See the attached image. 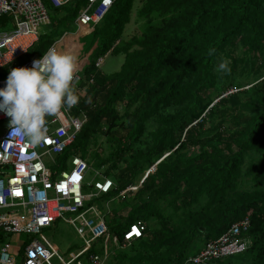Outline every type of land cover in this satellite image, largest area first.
Returning a JSON list of instances; mask_svg holds the SVG:
<instances>
[{"label":"trees","instance_id":"16d2710c","mask_svg":"<svg viewBox=\"0 0 264 264\" xmlns=\"http://www.w3.org/2000/svg\"><path fill=\"white\" fill-rule=\"evenodd\" d=\"M134 1L116 0L92 29L97 47L81 75L83 87L93 83L73 111L85 122L60 158L77 155L115 177L102 202L147 174L133 195L117 197L128 210L106 220L119 239L135 222L144 235L111 248L106 264H195L186 261L197 247L245 217L250 248L206 264H264V0H153L139 15L161 14L164 23L114 50ZM83 3L66 8L75 17ZM120 51L116 73L95 66ZM95 134L111 152L95 153L94 163Z\"/></svg>","mask_w":264,"mask_h":264},{"label":"built area","instance_id":"2783aa9c","mask_svg":"<svg viewBox=\"0 0 264 264\" xmlns=\"http://www.w3.org/2000/svg\"><path fill=\"white\" fill-rule=\"evenodd\" d=\"M78 1L0 0V28L5 27L2 22L9 20L11 23L9 30L0 32V88L6 86L12 69L31 68L35 60L42 58L44 53L35 55L33 51L42 35L41 29L50 24L45 2L56 10L71 6L76 11ZM83 1L73 21L77 30L98 26L116 0ZM89 32L86 30L84 34ZM30 52L31 55L33 53L31 58L28 57ZM104 58L106 56L97 59V68H101ZM81 73L77 70L74 80V91L79 101L93 83L89 78L83 87ZM76 106L62 109L61 113L47 118V137L39 146H32L19 134L10 136V117L0 111V124L4 123L0 129V264H52L53 258L60 264H106L111 248L126 249L144 235V224L135 222L123 231L119 239L110 233L105 214L96 205H88L93 199L116 189L115 182L104 175L102 168H94L77 155L60 159L75 142L85 122L83 112L73 115ZM52 155L59 158L58 163L51 159L58 170L47 167L43 162L45 156ZM90 171L93 181L86 182ZM141 183L127 186L119 191L117 197L134 193ZM86 186L94 192L85 193ZM58 221L70 224L83 241V248L68 259L61 256L42 233L43 229ZM249 228L248 217L233 223L222 236L205 245L186 262L206 264L247 251L251 246L247 236ZM22 235L27 238L22 239ZM6 239H13L15 244L6 243ZM98 241H101L98 245L102 256L93 251V245Z\"/></svg>","mask_w":264,"mask_h":264},{"label":"rangeland","instance_id":"374dc122","mask_svg":"<svg viewBox=\"0 0 264 264\" xmlns=\"http://www.w3.org/2000/svg\"><path fill=\"white\" fill-rule=\"evenodd\" d=\"M152 2L153 0L134 1L130 13L129 22L126 25L121 38L118 41H116L114 50L122 49L123 47L131 43L133 39L142 37L143 33L147 30V28L150 25L159 27L164 23L163 21L167 17L162 16L161 14L159 15L152 14L151 16L148 17L146 16L141 17L139 15L140 11H144L146 6L151 5ZM45 5L48 11L50 24L43 26V28L41 29V33H42L40 37L41 40H39V42L35 45V50L33 52L39 54L38 52L41 51L40 54H43L48 50L51 43L55 44V48L59 52L72 54L76 57L77 60L76 71L79 70V72H81L83 68L86 67L87 64H89V62L92 59L93 53L96 50L97 42H98L97 35H95V32L92 31L90 26L83 27L77 30L76 26L73 23L74 17L72 16V12H70L68 8H61L56 10L50 7L46 2ZM2 24L5 27H1L0 32H5L11 28V23L9 20L2 22ZM86 30L90 31L88 35L84 34ZM66 34L67 36H65ZM49 42L50 45H47V43ZM133 48L134 50L137 49V47L135 46H133ZM31 56L32 55L30 52L28 57L31 58ZM105 56L106 58L104 60V63L100 68L103 74L111 75L113 73H116L117 71L120 70V68L124 64V59H125L124 51L123 52L120 51L118 55L108 53ZM241 74H239L238 79H240ZM232 91L234 90H230L229 92L231 93ZM124 111H125L124 108L120 106V108L118 109V113L121 115V117H123ZM3 126L4 123L0 124V129H2ZM205 127H207V125ZM154 129L155 127L152 128V130ZM91 140L92 141L90 142V146H88L87 149L89 160L91 159V161H93L94 163L96 162L94 158L95 156H92L95 153H97L99 158H109L111 150L109 148V145L107 146V143L105 142L103 136L100 134H95ZM52 158L53 160H55L56 163L59 162V158L56 155H52L51 157L45 156L43 158V162L47 167H50L51 169L54 170L55 169L58 170L57 166L54 163H52L51 160ZM68 168L70 167H67V169ZM153 170L154 169H151V171ZM146 175H147L146 173L142 175L138 179L137 184L143 181ZM111 178L115 182V177L112 176ZM92 181H93V173L90 171L86 176V182H92ZM250 185H253V183ZM84 192L89 194L91 192H94V190L89 186H86L84 188ZM130 195L133 194L131 193ZM98 199L99 198L93 199L89 204L96 205L98 207V210L102 214H105L107 221H109L110 218L114 217L115 215H119L120 213H122V211L126 212L128 210L126 208H129L130 206V205H126V206L123 205V203L117 198H113L108 203H106V201L102 202L101 200ZM67 217L70 218L72 216L67 215ZM42 233L47 238V240L58 250V253L61 256H63L65 259L70 258L71 255L76 254L83 248V241L77 235L75 229L66 222L58 221L50 228L43 229ZM21 238L26 239L27 237L22 235ZM6 240H7L6 243L9 244L12 243V245L15 244V241H13V239H9V240L6 239ZM204 247L205 245L199 246L197 247V249L202 250ZM93 250L96 254L102 256V251H100L101 249L99 245H93ZM81 259L84 260V258ZM51 262L52 264H60L56 260V258L51 259Z\"/></svg>","mask_w":264,"mask_h":264},{"label":"clouds","instance_id":"9594fccd","mask_svg":"<svg viewBox=\"0 0 264 264\" xmlns=\"http://www.w3.org/2000/svg\"><path fill=\"white\" fill-rule=\"evenodd\" d=\"M226 66L227 62H222L219 68ZM76 68L74 55L51 47L31 68L10 71L6 86L0 88V111L10 117V136L19 134L32 146L46 140L47 118L79 102L74 91Z\"/></svg>","mask_w":264,"mask_h":264},{"label":"crops","instance_id":"0c3cea01","mask_svg":"<svg viewBox=\"0 0 264 264\" xmlns=\"http://www.w3.org/2000/svg\"><path fill=\"white\" fill-rule=\"evenodd\" d=\"M32 55H33V53H32ZM35 55H36V52H35Z\"/></svg>","mask_w":264,"mask_h":264}]
</instances>
